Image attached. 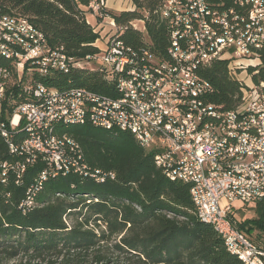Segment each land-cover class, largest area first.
<instances>
[{"label": "built area", "instance_id": "1", "mask_svg": "<svg viewBox=\"0 0 264 264\" xmlns=\"http://www.w3.org/2000/svg\"><path fill=\"white\" fill-rule=\"evenodd\" d=\"M160 15L170 33L165 57L117 42L123 29L110 17L116 31L106 48L75 60L63 47H52L28 17L0 11V55L11 60V65L0 66V126L6 127L10 154L21 157L13 164H1L2 182L13 171L20 184L27 168L39 160L45 163L43 175L86 178L98 173L115 178L112 171L81 164L79 147L75 152L54 148L53 136L46 135L49 124L66 119L109 125L107 109H114L116 128L140 129L143 138L151 133V141L144 144L156 150L154 158L165 166L166 174L175 173L185 183L186 178H195L194 194L203 197L199 212L219 222L232 244L250 255L251 263L264 264V247L231 217L234 202L250 204L264 198V81L253 80L263 64L264 0H164ZM140 22L144 20L133 21V26ZM141 31L146 32L145 23ZM201 58L210 59V64L228 61L230 75L242 85L241 105L226 109L210 101L215 88L199 73ZM90 61L106 65L107 78L116 84L117 95L98 93L103 96L99 105H85L87 91L93 90L80 88V100H73L58 95V89L37 80L36 74L25 73L28 65L42 66L45 74L68 72ZM12 63H20V73H12ZM21 93H45V100H21ZM78 107H88V114H78ZM205 115H223V122H205ZM24 125L44 130L46 146H39L38 157L14 148L13 131ZM226 135H236L240 145L226 143ZM68 137L75 143L74 137ZM231 168H241V175H231ZM41 179L37 177L21 203L27 210L33 208L32 194Z\"/></svg>", "mask_w": 264, "mask_h": 264}, {"label": "trees", "instance_id": "2", "mask_svg": "<svg viewBox=\"0 0 264 264\" xmlns=\"http://www.w3.org/2000/svg\"><path fill=\"white\" fill-rule=\"evenodd\" d=\"M94 1L101 0H0V11L28 17L52 47H63L68 56L83 60L102 51L96 45L100 33L85 11ZM131 1L134 8L130 10L103 9L104 15L123 29L118 41L135 49L148 45L165 57L170 33L160 15L164 0ZM141 19L146 33L133 26V21ZM262 62L253 77L255 83L264 81V48ZM9 65L11 60L0 56V66ZM37 67L25 66V73L36 74L46 86L117 95L116 84L107 78L110 71L103 63L97 68L72 67L68 72L54 70L47 75ZM12 73H20L19 63H12ZM199 73L215 88L211 102L226 109L242 104V85L230 75L228 61L215 60ZM21 100L32 102L36 97L21 93ZM59 132L70 134L81 144L89 167L112 171L115 178L49 177L33 208L27 210L21 203L45 163L39 160L30 165L20 184L13 171L7 182H2L1 164H13L21 157L10 154L0 134V253L4 259L13 264H247L226 248L211 224L199 218L191 184L168 178L155 164L156 150L142 147L131 132L89 122L60 125ZM22 138L23 133L18 134L16 143ZM254 204L257 217L253 220L238 218L235 212L240 215L241 209L236 205L231 211L237 227L250 238L255 227L264 231V198Z\"/></svg>", "mask_w": 264, "mask_h": 264}, {"label": "bare ground", "instance_id": "3", "mask_svg": "<svg viewBox=\"0 0 264 264\" xmlns=\"http://www.w3.org/2000/svg\"><path fill=\"white\" fill-rule=\"evenodd\" d=\"M118 35L119 34H117V36ZM117 42H121V41H118L117 39ZM143 48L148 50V52H153L151 47L148 45L144 46ZM0 56L10 59V56H6V55H0ZM208 65H210V59L201 58V67H206ZM29 66L30 69H34V66L37 65H29ZM19 67H20V63H19ZM75 67H85V65H77ZM35 69H38V71L43 74L42 66H38ZM45 74L47 75L49 73H45ZM33 94L36 97V101H32V102L45 100V93H33ZM58 95H62V97H70V99L73 100H80L81 90L80 88L72 89L69 91L58 89ZM102 103H103L102 95H98V93L93 91H87V98H85V105H99ZM78 114H88V107H78ZM107 119L109 120V125L106 126L99 125L94 121L85 120V119H66L61 121H54V124H49V126H47L46 135L53 136L54 148L65 149L67 152H75L76 147H79L81 164H84L85 167H89V165H87L85 161V154L81 144L77 140H75V143L72 142V139L68 137L70 134L66 132L64 133L59 132V127L60 125H79L89 122L96 127H101L108 130L117 129L120 131L121 130L128 131V130L116 128V126H118L117 110L107 109ZM205 122H223V115H205ZM20 133H23V138L18 143H16L15 138ZM131 133L136 137L137 141L142 147L146 149H152V145L144 144V141H151V133H144V138L143 136H141L140 129H132ZM0 134L4 137V139L7 142L6 127L0 126ZM13 142H14L15 150L29 153L31 157H38V154H42V147L39 146H46V138L44 136V130L41 128H32L31 125H24L21 126V128H18L17 131H13ZM29 142L32 143L30 144ZM226 143H233V145H240V138H237L236 135H226ZM155 164L162 169V171L168 178H170L173 181L178 180L177 174L175 173L166 174L165 166H163V164H161L160 162L156 161V158H155ZM231 175H241V168H231ZM55 176H57L56 173H44L43 175V171L41 172L40 177H42V179L38 181L36 193L32 194V206H34L35 204L34 202L37 193L43 188L44 181H46L49 177H55ZM87 176L96 178L98 181H104L105 178L109 177L110 175H98V173H91L88 174ZM186 183L191 184L190 192H191V196H193V202L195 205L196 213L199 216V218H201L204 222L211 224L214 227V229L224 239L226 248L231 253L235 255H239L247 264H253L251 263V257L249 254L243 252L242 249L237 248L235 244H232V240L230 239V237H227V235H225L224 228L221 227L219 222H216L212 219H207L205 215H202V212H199V207H203V197L200 196V194H194V192H196V179L186 178Z\"/></svg>", "mask_w": 264, "mask_h": 264}, {"label": "rangeland", "instance_id": "4", "mask_svg": "<svg viewBox=\"0 0 264 264\" xmlns=\"http://www.w3.org/2000/svg\"><path fill=\"white\" fill-rule=\"evenodd\" d=\"M101 0L99 2L100 8H97L98 2L94 1V6H89L88 8H85L86 11V17L87 20L95 27L96 31L100 33V39L99 44L105 48L106 42L108 38L116 31V28H113L111 26L110 17L105 16L103 9H109L111 11L120 12L124 10H130L131 7H133V4L131 3V0H104V4H102ZM118 26V25H117ZM137 28L144 29V23L140 22ZM144 33H146L144 31ZM102 64L101 61H90L85 64V67L87 68H97L99 65ZM251 71V70H249ZM250 73V72H249ZM250 81V80H249ZM225 202L224 200L222 201ZM234 204L237 206V210L241 209V214L239 215V212L236 211L235 215L238 218H241L243 216L245 219L253 220L257 217L256 210H255V204L250 203L246 205L245 207H242L239 201L234 202ZM251 238L254 240L256 244L259 246L264 247V231L259 228H254ZM3 259V260H1ZM0 262L1 264H13L14 261H10L3 258V254L0 253Z\"/></svg>", "mask_w": 264, "mask_h": 264}, {"label": "crops", "instance_id": "5", "mask_svg": "<svg viewBox=\"0 0 264 264\" xmlns=\"http://www.w3.org/2000/svg\"><path fill=\"white\" fill-rule=\"evenodd\" d=\"M131 3L133 4V2L131 1ZM134 8V4H133V7H131L130 9H133ZM100 39V38H99ZM99 39L97 40V42H96V45L103 51V49H105L106 48V45H105V48L104 47H102L100 44H99ZM106 44H107V42H106Z\"/></svg>", "mask_w": 264, "mask_h": 264}]
</instances>
